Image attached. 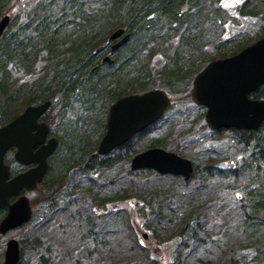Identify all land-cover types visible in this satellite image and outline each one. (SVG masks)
Listing matches in <instances>:
<instances>
[{
	"label": "trees",
	"instance_id": "1",
	"mask_svg": "<svg viewBox=\"0 0 264 264\" xmlns=\"http://www.w3.org/2000/svg\"><path fill=\"white\" fill-rule=\"evenodd\" d=\"M215 2L216 0H21L15 6L11 13L12 19L0 36V127L12 121L26 107L49 101L51 107L60 106L55 133L57 144L66 153L62 162V166L66 168L64 173L54 177L50 176V167L54 161L52 159L48 163L47 174L35 189L36 191L46 190L48 191L47 195L52 198L62 188L68 187L72 183L74 175L72 172L90 171V177L86 179L87 185L89 188L97 190L96 193H101L104 189L103 183L92 188L93 183L90 178L92 175L98 176L95 171L116 165L118 156H121V160L129 162L141 150L153 147L173 152L165 146L164 139L146 141V145L138 149L133 147L136 138L146 135L155 123L107 155L96 154L99 141L105 132L106 111L111 104L123 96L140 94L152 89L163 90L164 85L152 80L148 75V73L151 74L153 67L152 56L155 55V50L146 47V45L149 42L152 43L155 32L159 35V43L167 46L166 42H171L173 36L164 39L168 34V31L164 32V30L172 24H177L178 27L183 26L184 32L180 38L182 41L185 40L184 37L186 38V48H193L196 46V39L191 41L186 37L190 33V24L199 20L207 22L209 18H203V12L206 7L210 9L216 7ZM14 3H17L16 0H0V17L4 12L10 10ZM236 11L235 19L242 22L245 29L233 36L246 34L250 38L244 39L232 51L224 52L219 58L233 56L264 36V0H242ZM256 28L259 31L255 37L251 36L253 32L250 33V31ZM118 29H123L124 34L128 35L127 41L115 51H110L109 48L113 42L110 45L107 44L109 47L106 49L111 55V63H103L102 60L107 51L101 44L103 42L105 44L106 37H110ZM177 53H175V57H177ZM162 57L157 59L156 65L161 69V79L164 82L167 81V84H172L171 87L177 83H184L185 79L180 76L186 78L201 70L195 71L193 63L195 57L193 56L187 55L188 58H185L190 59L187 62L188 65L185 66L187 68L181 69L183 61H179L177 65L173 64L169 70L165 64L163 66L160 63L162 60L164 61V56ZM201 66L204 67V64ZM122 67L127 68L122 69ZM251 96L254 99L264 100V86L259 87ZM73 98L78 99L93 113L96 108L99 110L98 113H94L96 119L91 120L88 125L82 124V130L75 124L70 125L65 122V116L62 115L63 110L68 108V104L72 102ZM78 101L76 102L79 103ZM51 109L43 117V121L47 124L50 120L48 113ZM101 110L104 114H100ZM229 135L230 138L227 139L230 142L229 146H240L239 159L242 160H236L223 169L219 166L206 167V171L213 174L229 173L235 178L237 177L235 175H239L240 171H243L244 174L253 173V177H250L246 186L238 185L242 189V196L235 199V202L237 211L243 219L239 230L241 233L246 232L254 237L248 240L251 245L250 250L258 252L260 248L258 249L256 244H260L264 240L262 232L264 227V122L256 131L233 130L229 132ZM92 136H95L93 141ZM113 155L111 160L110 157ZM177 155L182 156L181 153ZM13 166H9L11 174L22 170L19 165L15 164V168ZM145 172L147 171L141 170L135 173ZM194 172L195 165H193L190 179L193 178ZM132 173L127 170L128 175H132ZM127 174L120 178L123 180ZM155 176L161 177L158 174ZM118 178L119 176L116 175L114 181L113 179L107 180L110 183L108 184L109 193H106V196L111 198V202L117 199L123 203L126 202V190H129L132 203L128 205L132 206V210L127 207L119 208L116 211H121L124 215L121 214L118 219L117 214L113 219L123 225L124 222L128 223L130 212L135 209V206H138L137 203L140 202L139 199L142 195L146 196V194L140 190L142 189L139 188L142 187L140 182L127 177L125 185ZM172 196L173 194L170 195L168 191L159 194L158 192L150 193V197L154 198L156 204L153 209L150 207L149 199H143L144 203L156 212L154 213L155 226L159 225L160 220H164V208L166 207L172 215L170 220L163 222L170 224L173 220L178 219L175 223L178 232L176 231L175 234V231L170 230V234L173 236L177 233L184 235L186 237L185 248H187L189 238H192L195 247L201 248L194 251L197 254L199 251H203L204 247L215 245L210 233L205 230L206 221L201 219L202 207L194 209L191 205L192 210L189 212L183 210L186 206L181 210L174 211ZM190 201L192 200L190 199ZM166 203H169V206H165ZM88 209L95 218L96 215H99L97 207L94 205L90 206L89 204ZM142 209L144 212L146 211L145 207ZM207 212V208L203 207V214ZM5 213V210L0 209V220ZM109 215L110 213L107 217ZM158 216L163 217L159 218ZM91 220L92 217H88L86 220L90 227L89 248L93 244L101 245V243L109 246L111 230L109 229L107 232V224L101 222L100 225H93L90 223ZM129 229L134 231V237H136L137 227L129 224ZM257 238L259 239L255 244ZM134 242L137 248V242ZM177 243L178 239H176V246H178ZM139 248L144 249L141 246ZM48 249L44 247V250L48 251ZM254 256L255 254L252 257ZM151 257L148 253L143 261L146 264H158V261L151 260ZM226 260L227 264H249L251 258L248 259L244 255L235 257L230 253ZM38 263L47 264L43 256L39 257ZM170 263L179 264V262L176 263V259L175 262ZM18 264H21V261ZM75 264L80 263L76 260Z\"/></svg>",
	"mask_w": 264,
	"mask_h": 264
},
{
	"label": "rangeland",
	"instance_id": "2",
	"mask_svg": "<svg viewBox=\"0 0 264 264\" xmlns=\"http://www.w3.org/2000/svg\"><path fill=\"white\" fill-rule=\"evenodd\" d=\"M20 1L16 0L17 4ZM241 3L242 0H216V7H212V9L206 7L203 18H209L208 21H193L190 24V33L186 36L191 41L196 39V46L193 48H186V38L184 37L185 40L183 41L180 38V35L184 32L183 26L178 27L177 24H172L164 30V32L168 31L164 39L173 36L171 42H166L167 46L159 43L157 32H155L154 43L148 41L149 43L146 45V47L155 50V55L152 56L153 67L151 74L148 73V75L152 80L160 82L162 86L164 85L162 88L171 98L172 104L164 117L146 135L136 138L133 147L138 149L144 147L146 141L164 139L167 148H170L176 154L181 153L182 158L190 160L195 165L193 178L188 181L183 180L180 176L166 177L160 175L161 177L157 178L156 173L153 171L140 174L133 172L132 175H128L127 170H130V161L121 160V156H118L116 165L101 169V171H95L98 176L92 175L90 178L93 183L92 188L103 183V191L96 193L97 190L89 188L86 182V179L90 177V171H74L72 172L74 173L72 183L68 187L62 188L52 198L47 195L48 191L46 190L41 192L33 190L27 194L30 203H32V218L20 228L8 232L5 236H0V264H3L5 243L9 239H15L19 243L21 264H39L40 256L44 257L47 264H75L76 260L80 264H146L143 260H145L144 258L148 253L158 261V264H171L170 262H175V259L176 263L179 262V264H227L226 258L230 253L235 257L244 255L248 259L251 258L249 264L252 261L253 264H264V240L262 243L256 244L259 238L255 239V244L258 249L260 248L258 252L250 250L251 245L248 240L254 237L246 232L241 233L239 230L243 219L237 211L235 202V199L242 196V189L238 185L246 186L250 177H253V173L244 174L243 171H240L239 175H235L237 176L235 178L229 173L213 174L206 171V167L219 166L223 169L236 160L241 161L242 159H239L241 150L240 146H229L230 142L227 139L230 138L229 132L233 130L211 131L208 129L204 120L205 108L195 105L190 97L194 76L199 69L204 68L201 66L202 64L206 66L211 59L212 61L221 59L219 56L224 52L232 51L244 39L250 38L246 34L233 36L245 29V25L235 19L236 8ZM4 13H8L9 16L11 14L10 10ZM258 31L257 28L251 30L250 33L253 32L251 36L255 37ZM110 43L109 37H106L105 44L104 42L101 44L107 51L104 57L111 56L108 49H106ZM176 52H178L177 57H175ZM187 55L195 57L193 63L195 71L197 70L196 74L186 78L180 76L185 79L184 83H177V85L174 84L171 87L172 84H167V81L164 82L161 79V69L156 65L158 63L157 59L164 56V61L162 60L160 63L165 64L167 70L173 64L177 65L179 61H183L181 69H185L187 68L185 66L188 65L187 62L190 61V59H185ZM124 68L127 67H122V69ZM76 101L78 99L73 98L72 102L68 104V108L63 110L62 115L65 116V122L70 123V125L75 124L82 130V124L88 125L91 120L96 119L94 113H98L99 110L96 108L93 113L83 103H80V101L77 103ZM49 108H52L48 113V115L50 114L49 136L57 138L55 124L60 106H50ZM100 114H104L102 110ZM94 137H91L92 141ZM63 151L58 144L48 160V163L52 159L54 160L50 167L51 177L57 176V174L62 175L64 169L66 170L62 166V162L66 157V153ZM113 157L114 155L110 157L111 160ZM6 163L10 167L15 166L13 153H7ZM125 174L128 175L126 176L129 179L140 182L142 187L139 188H142L140 190L146 196L142 195L139 199L140 202L137 203L138 206H135V209L130 212L128 223L124 222L122 225L113 219L117 214L118 219L121 214L124 215L123 212L116 211L119 208L127 207L132 210V206L128 205L132 203L129 190H126V202L123 203L117 199L111 202V198L106 195L109 193L108 184L110 183L107 180L113 179L114 181V177L117 175L119 181L126 185L125 182L128 178L126 176L123 180L120 178H123ZM165 191H168L170 195L173 194L172 205L174 211L181 210L186 206L183 210L189 212L192 210L191 205L194 209H201L202 207L201 219L206 221L205 230L210 233L215 245L204 247L203 251H199L197 254L194 251L198 247H195L192 238H189L187 248H185L186 237L178 233L175 235L176 231L178 232V228L175 227L178 219L173 220L170 224H164L165 222H163L164 220H170L172 215L166 207L164 208V217L158 216L159 218L163 217L164 220H160L159 225L155 226L154 213L156 212L151 208L153 209L156 204L154 198L150 197V193L158 192L159 194ZM143 199H149L151 208L144 203ZM188 201L190 204L187 203ZM89 204L97 207L99 215H96V218L88 209ZM165 206H169V203H166ZM143 207L146 208L145 212L142 209ZM203 207H206L208 211L205 214H203ZM109 213L110 215L107 217ZM88 217H92L90 223L93 225H100L103 222V224H107V232L109 229L111 230L109 246L106 244L107 250L104 243H101V245L91 244L92 247L89 248L90 227H88L86 221ZM129 224L137 227V238L134 237V231L129 229ZM111 226L115 227L112 228ZM219 227H221V230H219ZM262 229L264 233V227ZM170 230L175 231L174 236L170 234ZM144 232L149 233L148 239L142 237ZM176 239H178V246H176ZM134 241L137 242V248ZM141 243L143 246L148 247L149 251L140 249L139 245ZM44 247L49 248L48 251L44 250ZM200 249L198 248V250ZM254 254L256 258L255 256L252 257ZM176 255L177 258H175Z\"/></svg>",
	"mask_w": 264,
	"mask_h": 264
},
{
	"label": "water",
	"instance_id": "3",
	"mask_svg": "<svg viewBox=\"0 0 264 264\" xmlns=\"http://www.w3.org/2000/svg\"><path fill=\"white\" fill-rule=\"evenodd\" d=\"M9 17L0 19V36ZM120 40L111 50L122 46L128 38L123 29L113 32L109 40ZM103 61L110 63L109 58ZM264 86V36L231 57L209 62L193 79L191 100L205 108L204 120L210 130L235 129L256 131L264 122V100L253 99V94ZM170 104L167 94L160 89L124 96L113 103L107 114L106 130L97 155H106L128 142L133 136L160 119ZM50 102L28 106L11 122L0 127V209H6L0 220V235L26 224L32 216L29 199L23 192L33 191L48 169V158L54 153L57 141L47 140L49 129L38 123ZM15 149L17 164L30 168L14 176L4 158ZM131 171L152 170L159 175L181 176L188 180L192 172L189 160L160 148H150L130 161ZM16 198L15 200H12ZM19 244L15 239L5 243L3 264H18Z\"/></svg>",
	"mask_w": 264,
	"mask_h": 264
},
{
	"label": "flooded vegetation",
	"instance_id": "4",
	"mask_svg": "<svg viewBox=\"0 0 264 264\" xmlns=\"http://www.w3.org/2000/svg\"><path fill=\"white\" fill-rule=\"evenodd\" d=\"M16 5H17V3H14L13 5H11V7H10V13H12L13 9L15 8L14 6H16ZM7 14H8V13H4V14H2V16L0 17V19H1L2 17H4L5 15H7ZM9 18H10V20L12 19V14H10ZM143 237H144V238H147L146 234H143ZM140 246L143 247L144 249H147V248H148V247L143 246L142 243L140 244ZM148 249H149V248H148ZM151 260H153V261H157V260H156L155 258H153V257H151Z\"/></svg>",
	"mask_w": 264,
	"mask_h": 264
}]
</instances>
